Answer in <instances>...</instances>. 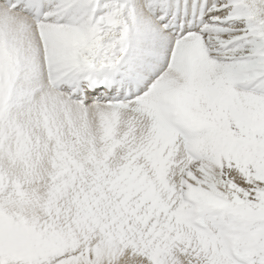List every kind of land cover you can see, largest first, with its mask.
<instances>
[{"label": "snow or ice", "instance_id": "1", "mask_svg": "<svg viewBox=\"0 0 264 264\" xmlns=\"http://www.w3.org/2000/svg\"><path fill=\"white\" fill-rule=\"evenodd\" d=\"M0 264H264V0H0Z\"/></svg>", "mask_w": 264, "mask_h": 264}]
</instances>
